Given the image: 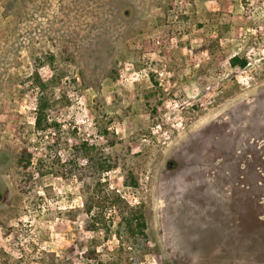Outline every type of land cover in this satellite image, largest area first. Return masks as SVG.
<instances>
[{
  "label": "rangeland",
  "instance_id": "1",
  "mask_svg": "<svg viewBox=\"0 0 264 264\" xmlns=\"http://www.w3.org/2000/svg\"><path fill=\"white\" fill-rule=\"evenodd\" d=\"M81 140L147 243L55 174ZM0 264H264V0H0Z\"/></svg>",
  "mask_w": 264,
  "mask_h": 264
},
{
  "label": "trees",
  "instance_id": "2",
  "mask_svg": "<svg viewBox=\"0 0 264 264\" xmlns=\"http://www.w3.org/2000/svg\"><path fill=\"white\" fill-rule=\"evenodd\" d=\"M229 64L232 67H244L247 64V60L239 55H233L229 58ZM35 76L38 78L36 72ZM39 84L43 87V83L39 82ZM47 109L48 102L46 98L44 96L39 97L34 119L36 129L42 130L51 126L52 123H49L46 117ZM19 128L15 132L16 136L18 135ZM99 132L108 140L110 145L114 143L106 127L99 128ZM16 136L15 139H17ZM17 147L19 151L16 157V163L21 169L17 188L21 193H26L28 191V183H30L34 176L33 169L36 164L32 161V156L27 150L25 141H20ZM70 150L68 157L62 162H59L58 158L55 157V162L60 167L59 169H61V171H56L55 174L60 172L63 177L68 176L79 180L82 186L81 192L85 196L84 212L89 215L91 220H99V216L102 213L115 207L119 210L121 222L124 224L126 231L131 236L137 237L142 244L147 243V235L145 233L146 224L140 210L129 206L114 191L107 192L102 189L103 173L116 166L114 157L111 154L105 153L94 143H89L85 140L75 142L71 145ZM42 162V159H38L37 164H41ZM258 183L261 184V180L258 179L256 184L258 185ZM86 226L88 229H92L94 223ZM88 254L90 258L91 256H96L94 252H89Z\"/></svg>",
  "mask_w": 264,
  "mask_h": 264
},
{
  "label": "bare ground",
  "instance_id": "3",
  "mask_svg": "<svg viewBox=\"0 0 264 264\" xmlns=\"http://www.w3.org/2000/svg\"><path fill=\"white\" fill-rule=\"evenodd\" d=\"M226 224V223H225Z\"/></svg>",
  "mask_w": 264,
  "mask_h": 264
}]
</instances>
